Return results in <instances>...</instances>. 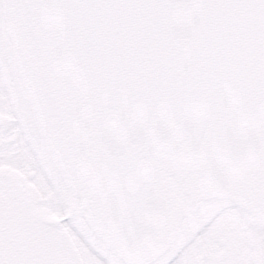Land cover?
Segmentation results:
<instances>
[{"label": "snow or ice", "instance_id": "6c2138e0", "mask_svg": "<svg viewBox=\"0 0 264 264\" xmlns=\"http://www.w3.org/2000/svg\"><path fill=\"white\" fill-rule=\"evenodd\" d=\"M0 264H264V0H0Z\"/></svg>", "mask_w": 264, "mask_h": 264}]
</instances>
